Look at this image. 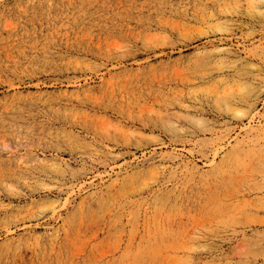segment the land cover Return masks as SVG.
I'll return each mask as SVG.
<instances>
[{"label": "rangeland", "instance_id": "obj_1", "mask_svg": "<svg viewBox=\"0 0 264 264\" xmlns=\"http://www.w3.org/2000/svg\"><path fill=\"white\" fill-rule=\"evenodd\" d=\"M0 264H264V0H0Z\"/></svg>", "mask_w": 264, "mask_h": 264}]
</instances>
